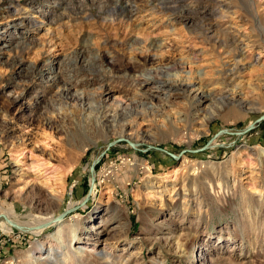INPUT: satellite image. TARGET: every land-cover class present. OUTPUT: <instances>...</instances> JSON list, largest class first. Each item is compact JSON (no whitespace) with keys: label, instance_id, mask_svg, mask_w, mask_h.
<instances>
[{"label":"rangeland","instance_id":"rangeland-1","mask_svg":"<svg viewBox=\"0 0 264 264\" xmlns=\"http://www.w3.org/2000/svg\"><path fill=\"white\" fill-rule=\"evenodd\" d=\"M181 62L215 97L207 124L194 94L139 81ZM263 113L264 0H0V214L34 228L0 218V264H264V120L180 161L153 147ZM118 139L86 205L35 228L85 198Z\"/></svg>","mask_w":264,"mask_h":264},{"label":"bare ground","instance_id":"bare-ground-1","mask_svg":"<svg viewBox=\"0 0 264 264\" xmlns=\"http://www.w3.org/2000/svg\"><path fill=\"white\" fill-rule=\"evenodd\" d=\"M164 1H167V0H164ZM174 1L177 2V1H182V0H174ZM128 7L127 6L121 7L120 6L119 10L121 11V13L127 15L131 12V9ZM114 10L119 11L117 8H114ZM237 46H238V44H237ZM76 60H78V59H76ZM183 68H184V63L181 62L180 65L173 63L172 65L166 67L164 70L163 69L150 70L146 75H144V76L141 75L139 78V81L141 83L150 84L159 90H167L168 93H171L174 90H179L180 92H182V95L184 97H189L190 94H192V95L194 94V99L191 101V105H190L192 107L191 114H193L195 117L202 116L205 119V122L207 124L208 120H211L213 118L212 115L215 111L214 108L209 105V102H213L215 100V97H213L210 92L206 91L202 87V85H200V81H201L200 77L202 76L201 72L199 73V75L194 76V75H192V71L190 70V71H188L189 76H186L185 78H180L177 74L171 73V71H174L177 69L181 70ZM173 95H176V93ZM61 96L66 98V99H68L69 96L72 97L70 89L64 88L63 91L61 92ZM119 115L122 117H126V112L120 111ZM196 119H198V118H196ZM192 120H194V119H192ZM105 126L110 127V120L108 118L105 121ZM125 131H126V129L122 130V132L120 133L121 137L126 136ZM145 135H148V134L145 133ZM95 176H96V174H95ZM95 183H96V181H95ZM94 186H95V184H94ZM93 189H94V187H93ZM0 215H2V216L5 215L9 220L17 223L15 220V216H13L12 214H9L5 210ZM0 218H4V217H0ZM1 224L4 226L5 229H8V230H11L13 227L6 219L4 221H1ZM26 225H28V224H26ZM62 225H63V223L61 224V226ZM29 226H31V225H29ZM61 229H62V227L59 229V231H61ZM33 230H34V228L31 229V231H33ZM42 233H43V230H37V231L33 232V234H36V235H41Z\"/></svg>","mask_w":264,"mask_h":264},{"label":"water","instance_id":"water-1","mask_svg":"<svg viewBox=\"0 0 264 264\" xmlns=\"http://www.w3.org/2000/svg\"><path fill=\"white\" fill-rule=\"evenodd\" d=\"M263 120H264V113L262 115H260L256 120H254L252 123H250L247 127H245L242 130L232 131L230 129H222L218 133H216L210 140H208L205 145L198 147V148L183 149L179 154H175V153L170 152L164 148L155 147V146H153V147L166 152L171 157H173L175 160L180 161L184 157L185 154L200 153V152H204V151L208 150L209 148L214 146L212 144L214 139L221 134H234V135H238V136H244L246 133L253 130ZM121 140H125V139H118V140L110 142L107 149L105 151H103L102 154L92 162V164L90 166V174H91L90 187H89V191H88L87 195L85 196V198L79 204L68 206L65 210H63L58 215L53 217L52 220H48V221H44V222L39 223V225H37L35 228H49V227L55 226L56 223L62 222L68 215L72 214L74 211H76L80 207L86 205V203L88 202V200L90 199V197L92 195L93 187H94V184L96 181L95 172H96L97 163L100 161L101 157L103 155H105L107 150L110 149L111 146L115 145L117 142H119ZM129 143L133 147H135V145L132 142H129ZM0 217H4L13 227H15L17 229L24 230V231H30L33 228V227L30 228L28 226H23V225H20L18 223H15V222L9 220L5 215H3V216L0 215Z\"/></svg>","mask_w":264,"mask_h":264}]
</instances>
